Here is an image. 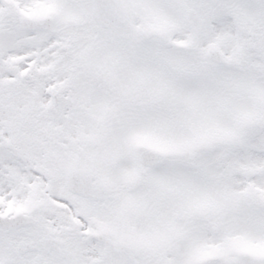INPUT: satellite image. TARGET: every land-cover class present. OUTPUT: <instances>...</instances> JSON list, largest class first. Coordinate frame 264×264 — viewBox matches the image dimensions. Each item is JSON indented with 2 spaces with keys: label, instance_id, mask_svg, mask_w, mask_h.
Wrapping results in <instances>:
<instances>
[{
  "label": "snow or ice",
  "instance_id": "6c2138e0",
  "mask_svg": "<svg viewBox=\"0 0 264 264\" xmlns=\"http://www.w3.org/2000/svg\"><path fill=\"white\" fill-rule=\"evenodd\" d=\"M0 264H264V0H0Z\"/></svg>",
  "mask_w": 264,
  "mask_h": 264
}]
</instances>
